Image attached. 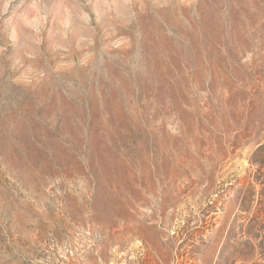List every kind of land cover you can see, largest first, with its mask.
I'll use <instances>...</instances> for the list:
<instances>
[{
  "label": "rangeland",
  "instance_id": "rangeland-1",
  "mask_svg": "<svg viewBox=\"0 0 264 264\" xmlns=\"http://www.w3.org/2000/svg\"><path fill=\"white\" fill-rule=\"evenodd\" d=\"M0 264H264V0H0Z\"/></svg>",
  "mask_w": 264,
  "mask_h": 264
}]
</instances>
